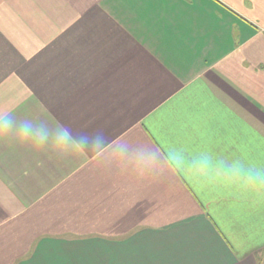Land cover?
<instances>
[{
    "label": "crops",
    "instance_id": "crops-1",
    "mask_svg": "<svg viewBox=\"0 0 264 264\" xmlns=\"http://www.w3.org/2000/svg\"><path fill=\"white\" fill-rule=\"evenodd\" d=\"M0 264H264V0H0Z\"/></svg>",
    "mask_w": 264,
    "mask_h": 264
},
{
    "label": "clouds",
    "instance_id": "clouds-1",
    "mask_svg": "<svg viewBox=\"0 0 264 264\" xmlns=\"http://www.w3.org/2000/svg\"><path fill=\"white\" fill-rule=\"evenodd\" d=\"M15 134L23 143L35 149L53 147L57 150L73 147L89 148L103 146L104 139L95 133H73L63 125L49 126L44 121L16 120L11 111H0V135ZM250 182L264 181V177L252 172L246 177Z\"/></svg>",
    "mask_w": 264,
    "mask_h": 264
}]
</instances>
